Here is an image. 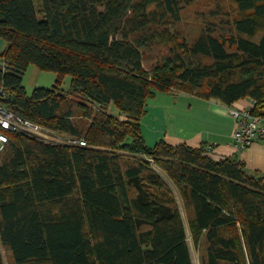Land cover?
Wrapping results in <instances>:
<instances>
[{"label":"trees","instance_id":"1","mask_svg":"<svg viewBox=\"0 0 264 264\" xmlns=\"http://www.w3.org/2000/svg\"><path fill=\"white\" fill-rule=\"evenodd\" d=\"M194 2L0 0V106L86 144L7 134L0 243L13 264H193L183 213L200 264H264V176L205 146L150 148L142 135L157 93L227 108L250 99L264 117V0L200 14L199 35L175 40L169 29ZM158 44L168 55L145 69ZM31 66L58 85L69 77V91L28 93Z\"/></svg>","mask_w":264,"mask_h":264},{"label":"crops","instance_id":"2","mask_svg":"<svg viewBox=\"0 0 264 264\" xmlns=\"http://www.w3.org/2000/svg\"><path fill=\"white\" fill-rule=\"evenodd\" d=\"M5 48V41L0 39V53ZM57 82V74L41 71L34 66L28 69L24 77V86L28 93L37 88L53 87L60 91H69V77L60 85ZM250 104L251 100L245 99L233 107L246 108ZM111 114L121 117L114 106ZM235 129L236 120L220 102L175 92L157 93L148 99L146 113L141 119L142 135L150 148L162 140L173 146H205L211 149V156L215 160L238 158L244 163L247 174L264 176V142L258 141L246 149L238 150L233 141Z\"/></svg>","mask_w":264,"mask_h":264},{"label":"built area","instance_id":"3","mask_svg":"<svg viewBox=\"0 0 264 264\" xmlns=\"http://www.w3.org/2000/svg\"><path fill=\"white\" fill-rule=\"evenodd\" d=\"M0 94L3 92L0 90ZM255 103L246 108H228L229 112L236 120V129L233 134L234 146L238 150L246 149L258 141L264 142V117L253 115ZM8 133H22L38 138L44 142L49 137L53 138V133L45 130L41 126L25 120L0 106V151L8 143ZM52 136H51V135ZM56 143L86 146L85 142H78L71 139L58 137Z\"/></svg>","mask_w":264,"mask_h":264},{"label":"rangeland","instance_id":"4","mask_svg":"<svg viewBox=\"0 0 264 264\" xmlns=\"http://www.w3.org/2000/svg\"><path fill=\"white\" fill-rule=\"evenodd\" d=\"M218 7H223V9L227 12H230L233 16L235 15V5L234 0H195L193 4L187 7L183 11V18L180 24L176 26L170 27L171 36L174 37L175 40L182 41L186 39L188 42L195 39L202 28V21L200 14H207L211 10H214ZM168 55L167 45H155L152 50L149 52V60L145 62V69H149V67L155 62H159L162 60L161 58ZM194 63V61H193ZM66 92V91H64ZM109 113L113 111V105L108 108ZM122 121L126 120V117L121 116L119 118ZM82 120H84L82 118ZM51 135V134H50ZM52 136V135H51ZM53 138L49 137L45 142L47 143H56L59 139L56 135L53 134ZM66 142V140L63 138ZM43 141V140H42ZM172 186V185H171ZM173 190L175 188L172 186ZM183 217L185 219V224L187 225V233H188V242L190 245V250L193 258V264H200V258L202 251H200V244H196L191 237V234L188 229V221L186 215L183 213ZM0 254L3 259L4 264H13L10 253L1 245L0 243Z\"/></svg>","mask_w":264,"mask_h":264}]
</instances>
